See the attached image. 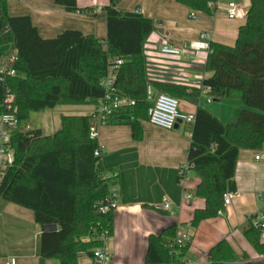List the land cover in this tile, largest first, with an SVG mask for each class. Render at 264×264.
<instances>
[{"label":"trees","instance_id":"1","mask_svg":"<svg viewBox=\"0 0 264 264\" xmlns=\"http://www.w3.org/2000/svg\"><path fill=\"white\" fill-rule=\"evenodd\" d=\"M53 1L69 12L86 11L78 8L76 0ZM118 1L109 0L103 6L106 36L99 39L76 29L43 38L29 15H10L7 1L0 0V62L5 45L17 54L13 64L16 73H0V114L13 112L20 124L28 121L31 112L56 105L94 106L104 93L101 78L115 59L122 63L117 67L113 86L118 94L134 100V105L121 106L105 124L129 125L132 138L141 139L140 122L147 121L150 104L148 85L154 92L196 103L199 88L147 77L142 45L153 31V23L137 12L117 10ZM249 1L234 45L209 41L204 70L210 76L203 78L202 84L210 87L213 99L239 92L243 107L234 122L223 123L204 107L196 106L187 161L199 178L194 195L204 200V206L193 211L192 228L224 211L223 194L236 191L238 152L264 146V0ZM177 2L210 14L217 0ZM7 89L13 96L9 106L4 103ZM91 125L90 114L62 115L60 127L49 135H43L38 128L15 129L11 133L13 161L0 179V199L30 210L39 226L57 225L55 231L40 232L38 264H44L46 259L78 264L80 257L90 256L100 245L97 236L101 230L112 232L113 208L101 212L99 207L114 178L102 166L100 157L94 155L98 143L90 133ZM247 222L244 236L257 252L264 254L258 229ZM178 232L176 225H170L151 234L145 261L189 264L184 258L187 247L177 254L173 251ZM242 258L244 261L236 263V254L222 239L209 249L208 264H264V259Z\"/></svg>","mask_w":264,"mask_h":264},{"label":"crops","instance_id":"2","mask_svg":"<svg viewBox=\"0 0 264 264\" xmlns=\"http://www.w3.org/2000/svg\"><path fill=\"white\" fill-rule=\"evenodd\" d=\"M6 1L8 13L29 15L43 38L55 37L65 29H76L99 39L106 36L103 6L109 0H76L78 8H86L81 13L66 11L53 0ZM229 1L239 3L246 10L250 4L249 0H217L210 14L194 10V16H190V9L177 0H119L116 8L123 12H137L153 23V31L142 45L146 75L150 80L174 82L175 73L186 72L198 84L210 76L204 70L206 51L169 57L160 54L159 47L162 43L180 46L184 42L198 40L203 31L210 33L211 42L234 45L238 28L245 19L226 17L224 8ZM176 83L188 85L187 82ZM230 95L236 99V111H209L219 120L227 118L223 123L236 118L243 107L239 92L232 91L228 97ZM203 99L196 103L180 100V109L194 113L197 105L202 106ZM52 109H56L59 115L52 113ZM92 110V104L56 105L51 109L31 112L25 127L16 130L38 128L43 135H49L60 127L62 115L90 114ZM182 123L179 121L171 130H164L142 120L139 140L132 138L129 125L102 124L97 127L96 140L102 147L101 164L108 174H114L113 182L118 189L112 232L107 240L110 264H154L145 261L148 237L170 225L191 234V242L184 254L188 263L198 261L208 264L209 249L222 239L236 254V263L244 261L243 255L249 260L264 259V254L257 252L243 234V228L248 223L247 216L261 207L258 197L264 192V162L255 160L254 156L264 150V146L260 150L241 149L238 152L234 174L236 191L230 204L222 215L202 220L192 228L193 211L202 208L204 200L194 195L199 178L193 170L184 188L178 182V168L187 160L192 129V124L189 128ZM184 192L189 193L190 198H185ZM163 199L170 202L169 210L157 208ZM39 235L40 230L36 228L34 240L38 243L30 247L32 254L29 255L35 264H38ZM4 258L6 256L0 257V263ZM78 261L82 264L89 262L87 256L80 257ZM44 264L58 262L46 259Z\"/></svg>","mask_w":264,"mask_h":264},{"label":"built area","instance_id":"3","mask_svg":"<svg viewBox=\"0 0 264 264\" xmlns=\"http://www.w3.org/2000/svg\"><path fill=\"white\" fill-rule=\"evenodd\" d=\"M226 17L228 19L244 20L246 18V9L234 1H229L224 8ZM195 11L190 10V16H194ZM210 33L203 31L200 34V38L191 42H184L180 46H174L167 43H162L159 47V53L169 57L187 56L196 51L210 50L209 40ZM17 60V54L14 50L10 49L6 56H3L0 62V73L2 75H14L15 69L13 64ZM122 63L121 59H115L108 68V72L101 78L100 84L104 89L103 95L97 100L91 111L90 133L93 137H96L97 127L105 124L107 118L121 106L134 105V100L125 98L116 92L113 86L117 67ZM1 79V78H0ZM2 80V79H1ZM172 80L174 82H187L189 86L199 88L200 98H204L206 102H210L213 98L209 95L210 87L202 84V81L197 82L191 78L186 72H177L174 74ZM7 94L4 98V103L8 106L13 101L12 94L7 89ZM146 94L149 97V106L147 107V122L154 127L164 130H171L176 122L190 123L194 122V113L185 112L180 109V101L164 92H154L153 88L148 85L146 88ZM19 122L13 112H4L0 114V179L2 177L5 167L13 161V149L10 144V137L13 130L18 126ZM94 155L100 157L102 155V147H98L94 150ZM255 160L264 162V150L258 151L255 156ZM192 164L187 160L183 162L178 168V182L184 188L187 183L190 172L192 171ZM114 178V174L112 175ZM234 192H225L223 194V205L227 207L233 197ZM185 198H190L189 193L184 192ZM118 200V189L115 187L114 182H111L109 194L105 198L104 202L100 205L99 210L101 212H107L111 208L114 209ZM260 209L247 216V221L250 225L259 231V238L264 241V192L259 194L258 197ZM157 208L169 210L170 202L167 199H163ZM218 215H222V211H218ZM110 234L108 229L101 230L97 236L100 241V245L92 250V254L88 257L89 262L87 264H110L111 254L107 247V240ZM191 242V234L182 230L179 231L173 241V251L177 254L184 247H187ZM0 264H17V259L14 256H7ZM78 264H82L78 261ZM189 264H200L198 261L189 262Z\"/></svg>","mask_w":264,"mask_h":264},{"label":"rangeland","instance_id":"4","mask_svg":"<svg viewBox=\"0 0 264 264\" xmlns=\"http://www.w3.org/2000/svg\"><path fill=\"white\" fill-rule=\"evenodd\" d=\"M1 50L4 56H6L9 53L10 46L5 45ZM178 100L180 101L179 98ZM234 101L236 102V99L234 100V97L230 95L229 97L226 96L218 100L212 99L210 102H206L203 99L201 104L210 112L213 110L214 112L217 110L226 112L228 109L236 111L237 106ZM52 113L57 115L58 111L52 109ZM226 119L223 118L221 121L226 122ZM236 119L237 117L233 120L231 118L227 123H232ZM29 122H32V120ZM26 123L28 121L20 123L17 128L23 129ZM182 124L183 126L185 125L191 128L190 123L183 122ZM0 201V257L14 256L17 259V264H35L29 256L32 254L30 247L34 243H38L37 240H34V234L36 228L40 230V227H37L34 222L32 212L13 203L4 200Z\"/></svg>","mask_w":264,"mask_h":264},{"label":"water","instance_id":"5","mask_svg":"<svg viewBox=\"0 0 264 264\" xmlns=\"http://www.w3.org/2000/svg\"><path fill=\"white\" fill-rule=\"evenodd\" d=\"M214 100H218V99H214ZM179 123V120L176 122V124L174 125V127ZM57 229V225L55 223L53 224H46V225H41L40 226V232H52L55 231Z\"/></svg>","mask_w":264,"mask_h":264}]
</instances>
